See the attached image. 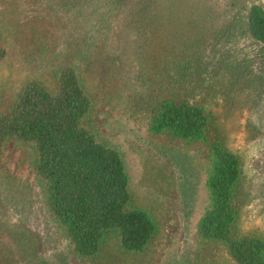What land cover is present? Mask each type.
<instances>
[{"label":"rangeland","instance_id":"374dc122","mask_svg":"<svg viewBox=\"0 0 264 264\" xmlns=\"http://www.w3.org/2000/svg\"><path fill=\"white\" fill-rule=\"evenodd\" d=\"M262 0H0L9 54L0 66V114L27 81L54 86L75 67L92 98L88 126L117 148L133 204L158 232L143 253L109 235L81 259L48 214L36 149L10 142L0 159V264H234L201 238L209 206L210 146L149 130L165 100L198 102L243 160L235 191L236 232L264 237V46L249 33L248 9Z\"/></svg>","mask_w":264,"mask_h":264},{"label":"trees","instance_id":"16d2710c","mask_svg":"<svg viewBox=\"0 0 264 264\" xmlns=\"http://www.w3.org/2000/svg\"><path fill=\"white\" fill-rule=\"evenodd\" d=\"M247 24L250 35L264 46V0L248 9ZM8 54L0 33V66ZM57 75L52 87L37 79L27 81L12 109L0 114V159L10 142L34 146L46 211L81 259L98 257L111 234L124 251L143 253L158 224L150 212L134 206L121 152L88 126L93 102L79 71L65 66ZM212 124L202 104L165 100L153 111L149 130L209 144V206L199 223L200 236L223 246L234 264H264V237L236 232L235 191L243 160L220 137L210 140Z\"/></svg>","mask_w":264,"mask_h":264}]
</instances>
